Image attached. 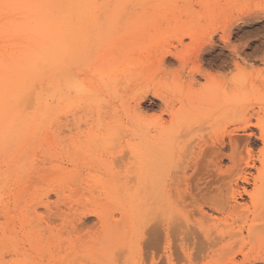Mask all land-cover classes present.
I'll return each mask as SVG.
<instances>
[{
  "label": "rangeland",
  "instance_id": "rangeland-1",
  "mask_svg": "<svg viewBox=\"0 0 264 264\" xmlns=\"http://www.w3.org/2000/svg\"><path fill=\"white\" fill-rule=\"evenodd\" d=\"M93 1L0 144V264H264V0Z\"/></svg>",
  "mask_w": 264,
  "mask_h": 264
},
{
  "label": "bare ground",
  "instance_id": "bare-ground-1",
  "mask_svg": "<svg viewBox=\"0 0 264 264\" xmlns=\"http://www.w3.org/2000/svg\"><path fill=\"white\" fill-rule=\"evenodd\" d=\"M99 8L100 5L93 0H0V14H11L0 17V36L21 33L18 39L15 36L16 40H5L8 42L0 45V144L7 143L13 131L36 128L39 119L44 122L60 109L58 103L43 101L41 92L30 93V88L40 79H51V82L59 78L57 70L62 63L61 46L66 52L71 37L68 32L70 24L75 19L92 20L97 15L93 13ZM98 69L102 70L100 75L111 76L103 66ZM24 90H27L25 102L34 104L33 113L28 115L23 113V108H20L22 111L19 108L16 110V96L20 94L18 97L23 98L21 91ZM65 99V103L72 102L70 98Z\"/></svg>",
  "mask_w": 264,
  "mask_h": 264
}]
</instances>
